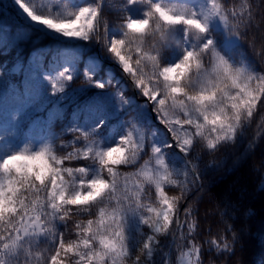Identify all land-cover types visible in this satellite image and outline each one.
Segmentation results:
<instances>
[{"label":"snow or ice","instance_id":"snow-or-ice-1","mask_svg":"<svg viewBox=\"0 0 264 264\" xmlns=\"http://www.w3.org/2000/svg\"><path fill=\"white\" fill-rule=\"evenodd\" d=\"M9 9L0 21V56L15 53L0 63V264H155L169 234L179 255L163 252L164 264H204L203 245L187 238L196 222L186 236L179 216L199 179L187 157L198 145L234 142L264 112V73L240 47L247 41L264 64V43L257 50L245 35L250 0H10L0 13ZM109 12L119 14L117 23ZM217 27L235 39L218 45ZM85 43L99 52L89 55ZM102 59L119 79L111 69L97 78ZM152 115L161 127H149ZM256 128L264 135V115ZM173 148L184 155L181 167ZM72 161L84 163L67 166ZM168 186L180 194L169 195ZM73 214L90 218L76 221V239L65 240L58 225L67 227ZM225 232L231 236L204 241L216 257L233 255L240 242L232 225Z\"/></svg>","mask_w":264,"mask_h":264},{"label":"trees","instance_id":"trees-1","mask_svg":"<svg viewBox=\"0 0 264 264\" xmlns=\"http://www.w3.org/2000/svg\"><path fill=\"white\" fill-rule=\"evenodd\" d=\"M39 3V0H37ZM69 5L74 3H85L86 0L78 2L77 0H65ZM115 4L122 3V0H112ZM234 0H226V3L231 6ZM239 2V0H235ZM7 3L0 0V8ZM254 20L251 22V28L245 32L248 40L255 38L256 48L259 50L264 38L261 33L264 32V0H250ZM12 15L11 9L7 15L0 13V21L8 19ZM110 24H115L119 21V14L109 12ZM11 22V21H9ZM182 33L178 34L181 36ZM213 38L218 45H222L226 41V33L223 30H213ZM246 54V59L249 63L255 66V71L264 73V64L260 58L254 53L247 41L240 44ZM85 51L89 55L97 54L99 48L96 45H87L85 43ZM14 52L7 56H0V63L7 60L11 63ZM111 69L117 74V79L120 78L119 69L114 64L110 65L107 60L101 62V66L97 72V78L105 79V73ZM125 80L127 77L124 78ZM84 83L83 77L72 82V89H76L80 84ZM123 83V81H122ZM71 91V90H70ZM95 91V89H93ZM133 89L129 81L127 85L126 95H132ZM143 98H138V103L142 102ZM68 107L67 118L64 120L65 125H70L71 110L74 105L71 101H67ZM264 112H257L255 122L247 127L242 134L234 142H228L218 146L216 150H208L202 145L197 146V151H193L188 157L195 164L199 172V179L195 184L189 185V190L186 197L181 200L179 209L184 201L186 207L193 209L192 215L185 217L184 212L181 214V223L184 224V231L187 236V223L193 220L197 224L195 232L188 236V239H195L203 245L204 249V264H209L210 259H215L216 264H264V135L257 136L256 124L260 122ZM147 122L148 114L144 115ZM161 127L155 116H151L149 127ZM59 130V127H58ZM26 137L21 134L18 137L12 138L17 144H21ZM64 139H71L70 135H65ZM115 137L113 143L115 142ZM255 141L254 147L250 150V142ZM70 151L71 149H67ZM173 153L176 156L175 165L181 167L184 164V155L173 148ZM59 152L58 155H62ZM147 158V157H145ZM171 158V157H170ZM142 162V161H141ZM83 161L66 162L67 166L78 167ZM138 166V165H137ZM192 165H188L191 169ZM133 168H122L121 171H134ZM200 180V182H199ZM151 193L152 202H155L154 189L148 190ZM169 195H179L180 190L176 186H168L166 188ZM90 217L87 215H72L68 221V226L63 223L58 225L59 231L65 235V240L76 239L74 224L78 220H86ZM130 223L133 229L137 227L138 218L132 217ZM227 225L232 227L240 234V242L235 246L233 255H224L216 257L209 253L207 249L209 245L204 241L219 235L231 236L230 232H225ZM145 231L147 229L145 228ZM179 233L177 235V240ZM172 236L166 235L160 237V247L163 252H168ZM178 242H182L179 241ZM46 246V242L41 239L40 247ZM176 250L175 244L172 248V255ZM163 252L158 251L155 254V264H164ZM47 255V253H45Z\"/></svg>","mask_w":264,"mask_h":264},{"label":"rangeland","instance_id":"rangeland-1","mask_svg":"<svg viewBox=\"0 0 264 264\" xmlns=\"http://www.w3.org/2000/svg\"><path fill=\"white\" fill-rule=\"evenodd\" d=\"M3 1H5V2H7V3H9L10 2V0H3ZM79 2L80 1H84V0H78ZM42 2H45V0H39V3H42ZM165 2L166 3H185V2H187V3H196V2H198V0H165ZM216 30H223V29H221V28H215ZM226 33V32H225ZM228 39H235V38H230V37H228V35H227V33H226V40H228ZM177 235H178V233H177ZM181 243H183V242H181ZM174 245V244H173ZM173 248V247H172ZM178 255H179V252L177 251V250H175V252H174V254L172 255V252H171V258L175 261L176 260V258L178 257Z\"/></svg>","mask_w":264,"mask_h":264},{"label":"water","instance_id":"water-1","mask_svg":"<svg viewBox=\"0 0 264 264\" xmlns=\"http://www.w3.org/2000/svg\"><path fill=\"white\" fill-rule=\"evenodd\" d=\"M199 182H200V180H199ZM185 204H186V201H184V203L182 204V206L180 208V211H179L180 221H181V214H182V211H183V209L185 207ZM172 247H173V243H172V239H171L170 245H169V248H168V252L170 253V255H171Z\"/></svg>","mask_w":264,"mask_h":264},{"label":"clouds","instance_id":"clouds-1","mask_svg":"<svg viewBox=\"0 0 264 264\" xmlns=\"http://www.w3.org/2000/svg\"><path fill=\"white\" fill-rule=\"evenodd\" d=\"M210 264H215V262H210Z\"/></svg>","mask_w":264,"mask_h":264}]
</instances>
